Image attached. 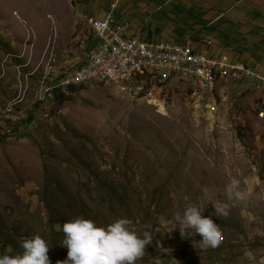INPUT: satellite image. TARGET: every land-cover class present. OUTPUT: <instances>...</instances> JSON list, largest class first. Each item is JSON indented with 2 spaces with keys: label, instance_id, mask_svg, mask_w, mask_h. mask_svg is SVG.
<instances>
[{
  "label": "rangeland",
  "instance_id": "374dc122",
  "mask_svg": "<svg viewBox=\"0 0 264 264\" xmlns=\"http://www.w3.org/2000/svg\"><path fill=\"white\" fill-rule=\"evenodd\" d=\"M112 4L139 38L210 39L208 51L264 76V0H0V254L39 234L51 264L65 259L46 228L60 211L100 226L131 219L151 236L136 264H264L262 89L229 80L199 101L182 80L142 97L96 83L56 92L70 93L61 104L40 101L46 63L68 65L93 41L81 15L104 18ZM233 179L244 199L228 198ZM189 202L220 225L217 247L202 248L190 229L169 231Z\"/></svg>",
  "mask_w": 264,
  "mask_h": 264
},
{
  "label": "built area",
  "instance_id": "2783aa9c",
  "mask_svg": "<svg viewBox=\"0 0 264 264\" xmlns=\"http://www.w3.org/2000/svg\"><path fill=\"white\" fill-rule=\"evenodd\" d=\"M114 7L115 4H112L104 18L81 15L96 43L90 48L82 46L68 65L56 67L47 75L41 102L56 92L65 91L64 80L90 78L92 84L100 78L116 79L121 76H130L131 81H136V89L133 90H146L147 93H152L156 83L172 79L187 81L191 97L199 101H207V95H213L223 82L229 80L264 91V76L260 72L242 60L208 51L212 40L207 39L201 44L198 40L187 38H139L136 32H131L127 21L117 19ZM134 69H143V76L135 77ZM212 109L215 110V107Z\"/></svg>",
  "mask_w": 264,
  "mask_h": 264
},
{
  "label": "clouds",
  "instance_id": "9594fccd",
  "mask_svg": "<svg viewBox=\"0 0 264 264\" xmlns=\"http://www.w3.org/2000/svg\"><path fill=\"white\" fill-rule=\"evenodd\" d=\"M238 181L233 179L226 186L229 199L235 196L244 199V193L237 191ZM186 201L188 197L184 198ZM214 215H227L226 204H213ZM203 210L193 203H186L183 214L174 216L172 229H190L199 234L202 248H215L221 240L220 225L211 216L202 215ZM178 224V227H177ZM63 239L60 244L67 248V256L56 264H136L145 255V248L151 243L150 234H139L133 221L120 217L107 226H100L91 219L77 217L62 224ZM50 244L41 235L25 238L20 243L21 252L0 254V264H51L48 256Z\"/></svg>",
  "mask_w": 264,
  "mask_h": 264
},
{
  "label": "trees",
  "instance_id": "16d2710c",
  "mask_svg": "<svg viewBox=\"0 0 264 264\" xmlns=\"http://www.w3.org/2000/svg\"><path fill=\"white\" fill-rule=\"evenodd\" d=\"M195 36V35H194ZM194 38V40H198V39H196V37H193ZM147 39H149V38H147ZM182 38H177V40H181ZM89 41L88 42H90V39H88ZM96 43V40L95 39H93V41L91 42V43H89V45H88V47L90 48V47H92L94 44ZM76 90V88H73V89H71V93H73L74 91ZM70 97V93L69 94H63V93H55V95H54V101L57 103V104H61V103H63L65 100H67L68 98ZM24 120V119H23ZM31 121V117L29 116V117H27V120L26 121H24V122H30ZM23 121H22V123H24ZM19 125H21V123H18V122H16L15 123V125L12 127V129L14 130V131H16L17 129H18V126ZM88 191H89V189H88ZM108 194V196H110V198H113L109 193H107ZM113 194H115V196L117 197L116 199H114L116 202H118V203H122V197L121 196H119L118 194H117V192L116 191H113ZM62 195H64V194H62ZM87 195L88 196H90V193H87ZM66 196V195H65ZM66 200L69 202V199L68 198H66ZM70 200H79L77 197H72V196H70ZM42 201L43 202H45L46 203V206L47 207H49L52 203H50V202H48V197H47V195H45V196H43L42 197ZM74 203V204H73ZM72 203V206H75L76 204H78V205H80V203H76V202H73ZM68 220H70L68 217H66V215L65 214H63V213H60V211L59 212H57L56 214H55V216H50L48 219H47V221H46V228L49 230V232H47V233H49V236L53 239V238H58L59 240H60V242L62 241V239H63V232H62V224L64 223V222H66V221H68ZM7 244H9V243H5V244H3V245H7ZM64 246H62L61 245V249L63 248ZM22 250H18L17 252H21Z\"/></svg>",
  "mask_w": 264,
  "mask_h": 264
},
{
  "label": "bare ground",
  "instance_id": "6f19581e",
  "mask_svg": "<svg viewBox=\"0 0 264 264\" xmlns=\"http://www.w3.org/2000/svg\"><path fill=\"white\" fill-rule=\"evenodd\" d=\"M54 69H55L54 65L51 64L50 62H47L46 65L44 66L43 78L47 79V75H50V72ZM134 76L142 77L143 69H134ZM96 83L114 85L120 88L124 94H128L133 97H142L146 91V90H133V89H136V81H131L130 76H121V77H117L116 79L100 78V81H96L92 84H96ZM45 84H46V81H45ZM85 84H90V78L64 80L63 88L66 90L63 92L68 93L72 87L79 86V85H85Z\"/></svg>",
  "mask_w": 264,
  "mask_h": 264
},
{
  "label": "crops",
  "instance_id": "0c3cea01",
  "mask_svg": "<svg viewBox=\"0 0 264 264\" xmlns=\"http://www.w3.org/2000/svg\"><path fill=\"white\" fill-rule=\"evenodd\" d=\"M114 14H115V12H114ZM92 16H94V15H92ZM96 17H99V16H96ZM100 18V17H99ZM118 20H119V18H117ZM120 21V20H119Z\"/></svg>",
  "mask_w": 264,
  "mask_h": 264
}]
</instances>
